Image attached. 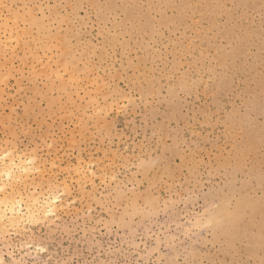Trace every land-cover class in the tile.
<instances>
[{"label":"rangeland","instance_id":"obj_1","mask_svg":"<svg viewBox=\"0 0 264 264\" xmlns=\"http://www.w3.org/2000/svg\"><path fill=\"white\" fill-rule=\"evenodd\" d=\"M0 150V264H264V0H0Z\"/></svg>","mask_w":264,"mask_h":264},{"label":"bare ground","instance_id":"obj_2","mask_svg":"<svg viewBox=\"0 0 264 264\" xmlns=\"http://www.w3.org/2000/svg\"><path fill=\"white\" fill-rule=\"evenodd\" d=\"M46 86L48 87L47 84H46ZM59 86H60V84H59ZM13 153L14 152H12V153H5L4 152L3 154L0 155V164H1L0 165V193H3L5 191V187L7 186V185L5 186V183L1 181V178L2 179L4 178V181L6 183H9V184L14 183L15 184V182L17 180H19V182H20V176L16 175V174L19 172L25 171L26 166L24 164V161L21 158H19L18 156L13 155ZM31 161H32V159H29L28 163H31ZM79 172H81V171H79ZM79 172H76V173H79ZM25 175H24V177H25ZM15 189H17V188H15ZM10 192L14 193L15 191L13 189H11ZM6 193H8V192L6 191ZM16 193L18 194V196H21L18 193V191ZM4 194H5V192H4ZM4 194H2L3 197L1 196L2 198H0V217L1 216H4V217L7 216L6 220L8 219L7 221L11 225V227L14 226L16 228H17V225L20 222H22V219H24L25 217L29 218V219H33V220L38 219V218L40 219V216H42V219H43V217H45V218L48 217V215L53 211V209H55V207H53L52 205L55 203V201H57V200H55V198H53L56 196H53L50 201L48 200V202H44V206H46L44 208L43 205L38 201L37 198L31 197V199L29 201L26 200L27 202H24L26 211H23V213H22V211H21L22 199L20 197L18 199L16 197L13 198L14 196L12 195L13 197H11L10 193H9L10 195L9 194L4 195ZM248 204L251 205V204H255V203L254 202L251 203L250 201H244L243 203L237 204L235 206V208L232 210H228L226 207L221 206L218 209V211L212 216V218L215 216L213 219V222H214L213 224L219 230H221V232H222V227L226 228L229 226H231V227L237 226L239 223L240 213H241L242 209H244V207ZM4 222H5V220H4ZM1 227H4V226L1 225Z\"/></svg>","mask_w":264,"mask_h":264}]
</instances>
